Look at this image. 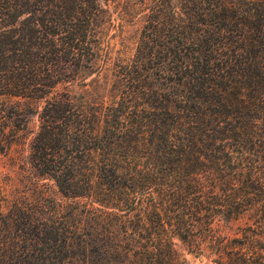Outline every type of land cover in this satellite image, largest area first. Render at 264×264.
<instances>
[{
	"label": "trees",
	"instance_id": "16d2710c",
	"mask_svg": "<svg viewBox=\"0 0 264 264\" xmlns=\"http://www.w3.org/2000/svg\"><path fill=\"white\" fill-rule=\"evenodd\" d=\"M212 5L257 30L263 62L242 66L249 79L233 87L212 61L211 38L222 30L200 35L175 61L184 83L198 78V92L167 95L151 110L139 103L147 89L139 62L117 65L120 95L105 106L100 94L92 107V86L81 104L67 85L55 91L96 70L97 0H0V153L25 141L27 115H37L20 176L57 188L31 178L9 194L0 187V264H187L185 252L264 264V0ZM166 12L149 18L147 36ZM206 52L212 60L203 62Z\"/></svg>",
	"mask_w": 264,
	"mask_h": 264
},
{
	"label": "rangeland",
	"instance_id": "374dc122",
	"mask_svg": "<svg viewBox=\"0 0 264 264\" xmlns=\"http://www.w3.org/2000/svg\"><path fill=\"white\" fill-rule=\"evenodd\" d=\"M246 1L259 2V0ZM97 2L100 3V7L104 11L98 17L97 24L99 26L96 29L98 32L92 38L97 41L98 58L100 59L97 66H94L96 70L89 72L92 74L85 77L83 81L76 78L69 80L66 84H59L55 88V91L62 93L63 86L67 85L69 94L75 96L78 104L86 101V94L89 90L91 92L92 86L93 97H95L94 99L91 97L93 101L95 100L92 107L97 106L96 101H98L100 94L105 106L111 97L109 94L119 93L116 91L115 83L122 76L118 73L121 69L117 65L124 67L127 64L134 65L138 62L142 64L143 69L140 73L147 75L145 78L147 89L145 90L143 87L140 89L144 93L143 95L141 93L143 98L139 100L141 108L159 109L165 104V96L167 95L174 97L179 94L197 93L199 90L198 76H196V83L194 82L195 86L184 83L185 80L182 75L185 74V71L182 69L183 73L180 72L178 67L180 64L175 63V61L179 58L182 46L193 47L196 37L200 35L204 38L210 37L211 32L218 31L219 28L223 33L222 37L213 36L211 38L214 47L218 48V55L212 60L210 54L208 55L206 52L202 61L212 60L213 63L218 64V66L216 65V73L225 75L226 79L232 81L233 87L239 86L241 88L242 82L249 79L247 77L249 71H246V68H242V66L263 62L262 47H259L257 30L253 29V26L247 22L244 26H240L238 20L231 17L220 18L217 11L213 13L215 7L210 6L211 0H97ZM163 8L167 10L164 24L159 27L160 31L156 32V37H149L151 36V32L148 30L150 19L152 20V16L156 17L158 10ZM183 36L185 38L182 41ZM160 45L161 47L170 45L172 51H175L172 52V55L166 56ZM198 46L207 48L206 41L198 43ZM172 56L173 58H171ZM148 61L150 63L147 65ZM84 84L87 86H83ZM128 92H131V89ZM156 92L158 93L157 99L149 95ZM241 92L246 93L247 90L241 89ZM135 94H138L137 91ZM16 99L13 98V100ZM22 117L23 115L20 114V118ZM27 118L29 124L25 141L13 143L7 151L0 153V187L3 194H9L17 186L21 189L23 183L31 178H22L20 173L23 164L25 168L29 167V163H26L29 161L30 155L29 141L38 130L39 121L35 114H28ZM13 133H17L16 135L23 134L19 130ZM23 175H28V173L25 172ZM30 182H36L38 188L40 185L47 191L51 189L56 192L57 190L54 181L51 179L31 178ZM56 196L63 204L69 202L58 194ZM184 256L187 259V264H211L207 259L195 258L187 252Z\"/></svg>",
	"mask_w": 264,
	"mask_h": 264
}]
</instances>
